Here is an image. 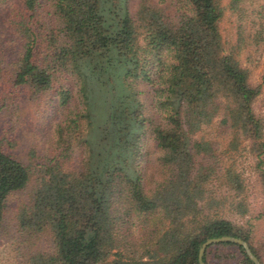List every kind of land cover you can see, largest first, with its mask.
<instances>
[{"label": "trees", "instance_id": "16d2710c", "mask_svg": "<svg viewBox=\"0 0 264 264\" xmlns=\"http://www.w3.org/2000/svg\"><path fill=\"white\" fill-rule=\"evenodd\" d=\"M138 1L132 9L130 0H53L45 15L41 0H20L10 11L21 50L12 67L0 69L7 75L0 110L24 91L52 93L62 120L50 152L34 150L30 162L15 151L12 132L0 134V236L9 197L27 190L16 224L29 264H200L203 243L222 236L243 239L264 264L253 230L223 213L249 210L234 152H253L264 186V126L254 110L261 85L225 47L226 5L181 0L173 12ZM240 1L230 0V8ZM141 83L157 84L167 120L151 127L161 149L160 177L151 182L138 162L150 126L136 88ZM213 122L230 129L219 153L199 136ZM218 182L224 195L215 192ZM45 234L51 249H35L34 239ZM203 260L255 264L233 242L209 245Z\"/></svg>", "mask_w": 264, "mask_h": 264}, {"label": "rangeland", "instance_id": "374dc122", "mask_svg": "<svg viewBox=\"0 0 264 264\" xmlns=\"http://www.w3.org/2000/svg\"><path fill=\"white\" fill-rule=\"evenodd\" d=\"M52 1L41 0V10L45 15L46 12L51 10ZM19 2L20 0H0V69L4 66L12 67L11 63L17 60L21 50V40L13 32L8 22L10 11L14 7H18ZM148 2L162 10L170 7L169 10L173 9V12L176 11L177 7H181V0H148ZM138 3V0H130L131 8L135 9ZM168 4L170 6H167ZM223 4L226 5V10L221 22V31L225 39V47L227 50L237 52L241 64L251 71L252 83L261 85V93L254 101V110L262 119L264 126V0H242L237 9L230 8V0H223ZM139 43L144 45L143 36L139 37ZM165 55L162 56L166 57ZM147 57L148 63L153 66L156 60L154 53L149 52ZM155 65H157V62ZM155 69L156 66L154 71ZM158 75L159 73H154L156 81H158ZM6 76L4 72H0L2 87L6 82ZM156 87H158L156 83L154 85L141 83L136 86L140 91L139 96L143 102L145 117L150 124L142 140L138 159L145 181L149 182L160 177L159 157L161 155V149L157 146L151 134V127L153 124L166 125L167 123L166 111L157 102L159 98L155 92ZM28 94L25 91L21 93L18 103H13L8 99L10 104L0 110V134L4 131L12 132L16 139L15 151L26 162L33 159L32 153L34 150L41 155L50 152L53 141L56 139L54 132L56 125L62 120V108L57 102H54V99H51L52 93L35 94L32 97H30L31 94L30 96ZM13 96L16 95L11 94V97ZM1 104L2 101L0 106ZM15 104L16 106H14ZM229 130L226 124L218 125V122H213L211 125L203 126L199 136L210 138L215 143L214 146L219 153L227 146L226 143L230 138ZM75 156L77 157V153ZM222 158L226 163L231 162L228 154H222ZM77 160H79L78 157ZM232 160L242 175L246 188L245 192L248 195L246 201L249 210L245 215H241L231 213L224 208L223 213L237 223L248 225L254 232L256 245L264 252V216L258 218V215L264 210V186L260 172L254 168L255 162L258 160L253 152L249 150L234 152ZM262 167L264 168V162ZM214 189L218 193L217 195L220 194V196L224 195L226 191V187L221 185L220 182L214 184ZM28 190L30 189L28 188ZM23 199H28L27 190L13 194L8 199V209L4 223L6 228L3 229L0 236V264H29L27 253L24 255L26 252L23 249L24 244H20L21 234L16 224L17 208H19ZM132 220L135 221V219ZM132 230H134V227H129V231ZM124 232L127 233L125 229ZM130 235L132 237L134 234ZM34 240L35 245L33 247L35 249L45 251L51 249L48 235L39 236ZM260 264L262 263L260 262Z\"/></svg>", "mask_w": 264, "mask_h": 264}, {"label": "water", "instance_id": "95a60500", "mask_svg": "<svg viewBox=\"0 0 264 264\" xmlns=\"http://www.w3.org/2000/svg\"><path fill=\"white\" fill-rule=\"evenodd\" d=\"M221 242H233V243H238L240 245H243L247 251V253L249 254V256L253 259V261L255 262V264H260V261L258 259V257L253 254V252L251 251L249 245L247 242H245L243 239L238 238V237H233V236H222V237H213V238H209L207 239L203 245L201 246L200 250H199V263L200 264H205L204 260H203V256L205 253L206 248L209 245L215 244V243H221Z\"/></svg>", "mask_w": 264, "mask_h": 264}]
</instances>
